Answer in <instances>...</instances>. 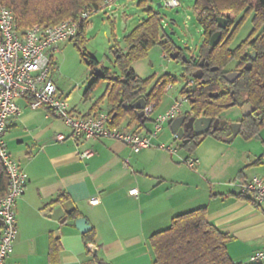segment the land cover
Listing matches in <instances>:
<instances>
[{"label": "crops", "instance_id": "crops-1", "mask_svg": "<svg viewBox=\"0 0 264 264\" xmlns=\"http://www.w3.org/2000/svg\"><path fill=\"white\" fill-rule=\"evenodd\" d=\"M177 98L162 99L150 118L138 116L142 122L129 115L111 124L151 134L155 115ZM100 99L82 108L71 103L72 110L80 116L107 113L111 118V103L107 97ZM31 101L29 96L17 100L21 111L8 120L6 133L11 155L29 176L16 204L14 264H154L150 236L169 227L176 215L199 207H206L208 219L232 236L227 248L236 262L248 264L249 256L264 248V203L240 196L231 184L264 176V152L253 143L261 141L264 147V127L242 147L230 144L234 139L224 143L217 138L210 155L201 152L198 157L169 151L177 139L168 122L153 137V147L134 152L109 138H74L62 119L48 107L33 109ZM59 135L65 138L59 140ZM85 151L90 154L83 157ZM189 156L199 160L195 169L182 161ZM134 188L138 192L131 194ZM92 198L99 203L92 204ZM74 209L91 225L93 242H85L78 218L68 216Z\"/></svg>", "mask_w": 264, "mask_h": 264}, {"label": "trees", "instance_id": "trees-1", "mask_svg": "<svg viewBox=\"0 0 264 264\" xmlns=\"http://www.w3.org/2000/svg\"><path fill=\"white\" fill-rule=\"evenodd\" d=\"M100 1L102 0H0V5L13 10L17 28L25 31L35 24L50 26L66 19H77L85 7L99 8ZM195 5L199 11V22L204 28V40L199 55L190 58L188 62L184 61L189 77L181 93L182 95L190 93L188 96L194 116L211 117L213 120L222 119V112L230 106L237 104L243 106L246 103L255 106L257 111L243 119L239 132L250 139L264 127V0H255L254 4L250 0H196ZM218 17L228 18L230 26L226 29L219 28ZM248 17L252 19L254 30L243 44L232 49L231 40ZM86 23L87 20L80 22L78 32L71 40H82ZM219 30L222 31L221 40L212 47L211 36ZM125 43L128 46L126 52L117 46L112 47L116 55L120 54L117 63L122 70L121 75L110 76L109 70L103 68V74L96 75L89 88L91 90L102 78L109 80L106 93L101 99L107 97L112 105L110 112L112 124L122 121L129 115L132 119L142 122L138 118V111L132 108L125 109L124 102L128 101L130 104L144 97L147 104L154 102L159 105L166 87L173 84L172 76L164 74L156 85L149 89L148 80L138 79L131 69L133 61L143 57L156 45H161L169 57L177 50L183 54L165 33L160 11L152 8L147 10V16L125 36ZM251 48L257 53L255 60L250 57ZM245 49H249L248 52H245ZM87 59L91 67L99 65L97 59L90 56ZM233 59L238 61L239 67L251 61L252 69L242 70L241 76L230 83L225 79V74L230 71L226 70V67ZM201 60L208 62L209 65H203L202 79H195V86L187 91L188 81L200 68ZM55 67L56 60L52 58L51 68ZM213 67L218 69L212 70ZM138 89L140 92L136 93ZM208 135L225 140L231 135L229 123L224 129L213 133L208 132L201 136L194 133L186 135L184 139H180L181 146L192 152ZM7 186L8 176L0 161V196L5 194ZM239 195L245 196L242 193ZM68 216L77 219L80 213L74 209ZM94 234V231L84 234L85 242H93ZM231 239L232 236L208 219L206 207H199L173 217L169 227L150 236V244L154 253V264H244L231 258L227 248ZM58 248L59 245L53 242L52 249Z\"/></svg>", "mask_w": 264, "mask_h": 264}, {"label": "built area", "instance_id": "built-area-1", "mask_svg": "<svg viewBox=\"0 0 264 264\" xmlns=\"http://www.w3.org/2000/svg\"><path fill=\"white\" fill-rule=\"evenodd\" d=\"M116 0H104L101 8L85 7L77 19L63 20L56 25L45 26L35 24L21 31L15 23L14 12L11 8L0 5V161L8 176V186L4 195L0 196V218L3 221L0 230V264H14L11 257L18 234L17 201L24 195L29 176L18 161L11 155L6 140L8 120L18 115L21 108L18 99L29 96L33 109L48 107L50 113L60 118L72 130V136L77 139L109 138L131 147L134 152L153 147V137L160 133L164 125L172 122L183 111L184 102H190L189 94L174 100L172 105L157 113L153 119L154 130L151 134H142L124 127L111 124L110 115L100 113L96 116H80L74 113L70 100L59 95V89L52 77V58L59 50L62 42L76 36L82 20H88L95 12L111 7ZM168 7H178L180 0H165ZM164 57L169 55L163 51ZM195 86V78L188 81V88ZM172 87H166L168 91ZM157 104H146L144 116L150 118L156 111ZM65 137L59 135L58 139ZM175 138H177L175 136ZM169 151L178 154L177 147ZM90 154L83 153V157ZM189 168L195 169L199 160L193 156L182 160ZM242 194L252 197L256 203H264V176H253L250 179H236L231 182ZM137 188L130 191L136 194ZM98 204V198L90 200ZM249 263L264 261V248L249 256Z\"/></svg>", "mask_w": 264, "mask_h": 264}, {"label": "rangeland", "instance_id": "rangeland-1", "mask_svg": "<svg viewBox=\"0 0 264 264\" xmlns=\"http://www.w3.org/2000/svg\"><path fill=\"white\" fill-rule=\"evenodd\" d=\"M103 2L104 0L99 2V8L102 7ZM180 2L181 5L178 7H168L165 5V0H116L111 7H104L95 12L87 20L82 40L64 41L55 53L56 67L52 69V77L60 88L59 92L67 94L70 103L81 108L92 101H98L106 93L109 80L102 78L89 90L96 77V71L87 58L90 56L97 59L98 67L107 68L110 76L121 75L122 70L117 63L120 54L116 55L112 47L126 48L125 36L147 16L149 8L160 11L164 31L173 40L175 46L189 59L197 57L204 40V28L198 19L196 0H180ZM250 2L254 4L255 0ZM254 27L251 17L246 18L232 38L231 48L243 44L251 36ZM248 50L244 51L248 52ZM163 51L161 45L153 46L143 57L131 63V69L138 79L148 80L149 89L156 85L162 75L170 74L173 84L164 92L162 99H168L170 96L182 98L181 92L189 77L184 60L164 57ZM236 63V59L231 60L228 69H232ZM190 110L191 103L184 102L183 111ZM221 116L229 125L234 122L242 123L246 118L243 106L238 104L226 108ZM215 139L217 138L212 135L206 136L192 152L181 146L180 139L176 141L175 147L180 151L201 157V152L210 155V147L215 143ZM225 139L222 141L227 143L228 137ZM246 139L242 133H239L230 144L242 147ZM260 142L254 140L253 143L258 144L255 150L261 154L264 152V147Z\"/></svg>", "mask_w": 264, "mask_h": 264}, {"label": "water", "instance_id": "water-1", "mask_svg": "<svg viewBox=\"0 0 264 264\" xmlns=\"http://www.w3.org/2000/svg\"><path fill=\"white\" fill-rule=\"evenodd\" d=\"M217 22H218V27L221 29H224L227 24H228V18L225 17H218L217 18ZM222 37V31L219 30L217 32H215L210 39V45L212 47H215L221 40ZM180 56V51L177 50L175 52H172L170 54V57L172 59H178ZM255 57L253 56V59ZM181 59L184 60L185 62L189 61V58L186 55H182ZM206 64L207 66L209 65L208 62L205 63L204 60L200 61V68L193 74V78L195 79H202L203 77V65ZM252 68L251 63H249V65L246 66L247 70H250ZM95 71H96V75L97 76H101L103 74V69L99 68L98 66L94 67ZM218 67H213L212 70H217ZM128 74V73H127ZM239 73H232L229 75H226V79L229 82H233L234 78L236 76H238ZM190 89L188 88L187 91H189ZM139 92V89L136 90V93ZM147 102L145 100L144 97H140L139 99H137L135 102L129 104L128 101L124 102V107L125 109H135L138 111V116L139 117H144V108L146 106ZM255 110V107L252 106L251 104H246L243 107V112L244 115L247 116L249 115L252 111ZM188 115L184 114V115H180L179 117L175 118L172 122H171V131L172 133L178 138V139H184L186 136L187 132H193L195 135L197 136H201L204 135L208 132H215L217 130H222L226 127L228 121L224 120V119H220L217 118L215 120H213L211 117H206V116H200V117H196V116H191L189 118H187ZM231 135L228 137L227 141H231L234 139V137L239 133L240 128H241V123L240 122H234L231 125ZM3 221L0 218V226H2ZM76 225L78 227V229L82 232V233H87L91 230V225L89 224L88 220L84 217H80L76 220ZM102 264H106V263H102Z\"/></svg>", "mask_w": 264, "mask_h": 264}, {"label": "flooded vegetation", "instance_id": "flooded-vegetation-1", "mask_svg": "<svg viewBox=\"0 0 264 264\" xmlns=\"http://www.w3.org/2000/svg\"><path fill=\"white\" fill-rule=\"evenodd\" d=\"M230 26V22H229V20H228V24H227V26L224 28V29H226L227 27H229ZM249 54H250V57H251V59H253V56L255 57L253 60H255L256 59V57H257V53H255V52H253V49L251 48L250 49V52H249ZM183 55V54H182ZM181 55V53H180V56L179 57H181L182 56ZM249 63H251V65H252V62L250 61V62H248L245 66H243V67H239V64H238V61H237V63L233 66V70H231V69H228V66L226 67V70H230L227 74H225V79H226V75H229V74H232V73H239V75L238 76H236L235 78H234V81L236 80V79H238L240 76H241V72H242V70H247L246 69V66L247 65H249ZM252 69V68H251ZM250 69V70H251ZM227 80V79H226ZM228 81V80H227ZM233 81V82H234ZM233 82H230V83H233ZM139 92H140V89H139ZM246 104H250V103H246ZM246 104H244L243 105V107L246 105ZM253 106V105H252ZM255 107V106H254ZM255 111H257L256 110V107H255V110L254 111H252L251 113H253V112H255ZM250 113V114H251ZM184 114H186V115H188V117L187 118H189V117H191V116H194L193 115V113H192V111L190 110L189 112H186V113H184ZM184 114H182V115H184ZM249 114V115H250ZM248 116V115H247ZM228 124V123H227ZM241 127H242V123H241ZM240 130H241V128H240ZM240 132V131H239ZM193 132H187L186 133V135H190V134H192Z\"/></svg>", "mask_w": 264, "mask_h": 264}]
</instances>
